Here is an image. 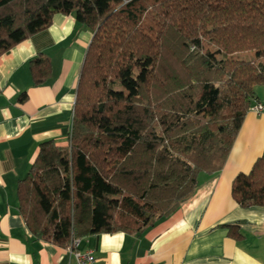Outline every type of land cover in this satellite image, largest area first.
Returning <instances> with one entry per match:
<instances>
[{
	"label": "trees",
	"instance_id": "trees-1",
	"mask_svg": "<svg viewBox=\"0 0 264 264\" xmlns=\"http://www.w3.org/2000/svg\"><path fill=\"white\" fill-rule=\"evenodd\" d=\"M59 12L93 36L68 142L39 145L18 183L20 211L35 236L60 246L142 232L193 194L200 173L222 169L261 101L264 0H0V55ZM30 64L44 82L48 60ZM232 195L264 206V151Z\"/></svg>",
	"mask_w": 264,
	"mask_h": 264
},
{
	"label": "crops",
	"instance_id": "crops-1",
	"mask_svg": "<svg viewBox=\"0 0 264 264\" xmlns=\"http://www.w3.org/2000/svg\"><path fill=\"white\" fill-rule=\"evenodd\" d=\"M92 36L73 14L59 12L46 29L0 55V264H76L69 244L38 238L29 229L18 183L43 141L68 142ZM35 57L49 62L40 84L31 70ZM256 92L264 105V87ZM263 151L264 110L251 108L222 169L200 173L195 191L174 213L139 233L84 236L79 249L93 250L100 264H264V206L242 207L232 195L234 178L248 173Z\"/></svg>",
	"mask_w": 264,
	"mask_h": 264
},
{
	"label": "built area",
	"instance_id": "built-area-1",
	"mask_svg": "<svg viewBox=\"0 0 264 264\" xmlns=\"http://www.w3.org/2000/svg\"><path fill=\"white\" fill-rule=\"evenodd\" d=\"M252 109L260 113L264 110V105L261 102L256 103ZM81 242V239L74 238L71 243L68 245L69 249L71 250L75 260L76 264H100L98 260L96 259L94 255V251L91 249L82 251L79 249V244Z\"/></svg>",
	"mask_w": 264,
	"mask_h": 264
},
{
	"label": "rangeland",
	"instance_id": "rangeland-1",
	"mask_svg": "<svg viewBox=\"0 0 264 264\" xmlns=\"http://www.w3.org/2000/svg\"><path fill=\"white\" fill-rule=\"evenodd\" d=\"M238 57H244V58H254L255 54L254 53H243V54H238Z\"/></svg>",
	"mask_w": 264,
	"mask_h": 264
}]
</instances>
